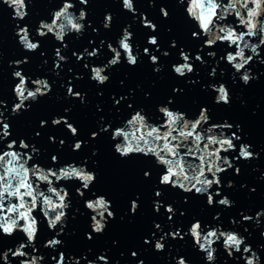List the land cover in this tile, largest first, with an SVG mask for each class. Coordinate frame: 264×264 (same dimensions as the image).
Returning a JSON list of instances; mask_svg holds the SVG:
<instances>
[{"label": "water", "instance_id": "obj_1", "mask_svg": "<svg viewBox=\"0 0 264 264\" xmlns=\"http://www.w3.org/2000/svg\"><path fill=\"white\" fill-rule=\"evenodd\" d=\"M227 3V0H222ZM27 4V17L23 20L13 19V10L0 0V52L3 54L0 61V99L6 101L7 110L0 107L5 122L11 125V135L0 142V150H6L3 146L9 140H16L18 151H29L33 155V160L29 162L37 163L42 167L58 168L66 163L75 162L83 164L87 161V169L96 173V181L90 185V189L85 191L84 197L76 195L75 189L80 187L78 181H61L56 187L63 186L70 193L71 206L67 209L66 227L63 233L57 236L63 242L62 247L56 251L44 248L46 240L51 239L55 232L60 231L57 226L55 231L47 229L46 222L37 210L34 215L40 221L39 236L36 240L37 255L45 257L42 264H55L50 259L51 256L58 257L59 252H64L66 258L72 256L80 260V264H87V260H96V257L103 254L108 259V264H138L142 260L144 264H175L173 257L183 256L189 264H205L203 253L197 251L192 245L193 241L189 235H185L188 227L195 220L201 222L202 227L220 226V230H232L239 232L246 237V242L250 244L253 250L258 251L261 258V264H264V250L257 248V245H264V238H261L260 232L264 231V215L259 217V226L255 221L244 222L242 215L255 217L258 210L264 209V64L258 62L254 57L253 61L246 66L251 69V73L258 77L247 86L239 80V74L225 61L221 59L228 49L226 44L217 43L214 48H203L199 51L204 64L194 60L198 48L203 45V39H194L191 35L193 31H198L195 24L188 20L184 12V6L178 5L176 0H156L154 7H149L148 0H135L136 17L133 22V15L122 10L119 0H89L86 8L88 13L85 24V31L77 38L75 33L66 35L64 42L68 47L62 48L49 34L45 38L36 35L35 29L38 22L44 19L51 21L50 12L58 9L60 3H49L48 0H32ZM165 7L169 16L167 19L161 17L160 7ZM83 7L77 3L72 11L78 15L79 9ZM106 13H111L113 20L110 30H105L102 22ZM140 13H144L148 20L157 25V31L152 32L143 27L140 23ZM91 27H88V22ZM223 23H235L233 17H228ZM28 26L33 42L38 41L39 50L35 52L24 51L18 43V37L15 35L16 26ZM126 25H131L129 31L133 33L131 43L135 52L139 56V62L135 67H130L124 61L121 54V63L109 68L104 74L110 77L109 81L102 86L90 81V68L85 69L84 64L89 66H102L112 57L108 51L107 44L111 43L118 47L117 39L122 34V29ZM98 29L93 33L92 29ZM242 29H237L241 31ZM157 36L159 51L155 47L147 44L148 36ZM89 41H92L89 43ZM101 41H104L101 44ZM172 41H175L176 47H170ZM258 43V37L252 41ZM61 47V55L67 57L66 62L61 61L60 69L53 71L54 67V49ZM149 49V54L159 57V65L162 66L160 72H154L153 65L149 61V55L143 54L144 48ZM87 48L91 52L93 48L99 49L96 57L89 58L84 53L83 59L77 61L72 55L73 52L80 54ZM185 50L193 59L194 72L181 78L176 76L171 65L182 63L179 59V51ZM167 51V57L161 55ZM214 51L215 57H209L207 53ZM44 53L42 56L41 53ZM246 55L251 53L246 51ZM28 58V63L17 68L15 65L9 67V61ZM260 57L264 58V46L260 48ZM46 61V63H45ZM216 68L214 77L209 73L212 68ZM22 69V74L31 79L46 78L51 84V91L39 98L35 103L28 101L31 107L27 111H21L18 115L11 114V107L15 103V97L12 88L18 80L11 77L14 70ZM71 69V71H69ZM223 70V75H221ZM243 71V70H242ZM71 81L74 92L84 94L85 103L80 99L67 97L66 88ZM235 81V82H234ZM223 83L231 94V103L225 106L222 103H214L216 93L209 88V85ZM63 85V86H62ZM28 86L31 88V81ZM181 89L173 93V89ZM98 93H100L98 95ZM145 94H148L147 96ZM169 98L173 103L169 105L172 110H179L187 114L190 119H195L199 114L201 107H206L210 120L208 124H203L198 130L204 132L209 124H219L227 122L232 124L230 130H224L225 134L231 136L235 133L240 136L239 141L234 140L235 151L227 153L222 152L221 156H228L233 167L227 168L220 162L221 167H225L224 173L218 174L220 186L213 185L209 192L213 194L214 200H219L227 196L233 201V206L225 208L224 206L209 207L206 203L207 196L191 193H184L181 190L173 189L169 186L159 184V177L163 173V167L155 164L154 158L144 157L143 155H132L126 159H121L113 149L114 143L119 142L111 139V131L122 125V122L129 118L135 110L143 109L151 123H163L161 114L157 112L158 105L168 103ZM120 103L116 104L115 101ZM132 107H128V105ZM65 109H69L65 112ZM65 116L69 123H72L79 134L73 137L64 124L52 126L53 117ZM2 119V117H0ZM47 121L46 126L41 127L40 121ZM106 125H110L108 131H101ZM240 126L237 131L236 126ZM2 130V125H0ZM143 130H141L142 132ZM220 130H214L219 134ZM40 135L37 136L36 133ZM97 132L95 139L90 138V133ZM54 137L55 141L50 142L49 137ZM24 139L30 145V149H19V140ZM64 140V144H59ZM76 140L84 141L86 144L78 151L72 150V145ZM240 143L250 144L251 151L258 153V157L248 161L233 159L238 156ZM39 149V153H31V146ZM96 154L93 155V151ZM186 149H181V152ZM58 157V163L53 164L51 156ZM186 160H192L193 163H199L191 157ZM93 161L96 163L93 164ZM239 168V174L235 173V168ZM150 173L149 177L144 176V172ZM189 171H191L189 169ZM207 178L212 179L206 172ZM232 186H228V182ZM41 185V188H46ZM251 189H254L252 191ZM84 191L83 189H81ZM161 191L162 195L156 197L155 191ZM219 191L220 195L215 193ZM92 192L97 195H104L111 202V211L115 218L109 219L107 227L102 235L91 233L90 216L92 215L84 208V200L95 198ZM137 200L139 205L135 213L130 211L131 201ZM186 200V202H185ZM154 201L160 202L159 212L154 211ZM14 202V201H13ZM171 205L175 209L172 220L168 219L169 213L165 211V206ZM181 212L184 215H181ZM219 214L217 219L214 216ZM230 220L236 223H230ZM22 223V222H21ZM160 224L158 230L154 224ZM180 229V235L172 239L166 234ZM247 228L248 231H244ZM204 232L208 227L203 228ZM85 233H90L92 239L88 240ZM161 236H165L162 243L165 249L157 252L153 248V243ZM148 239L152 243L145 244ZM25 238L21 232H17L11 238L0 236V244L3 248L13 247L24 241ZM115 242V243H114ZM217 248L215 255L217 260L215 264H237V260L229 259L222 248V239L214 245ZM25 251L32 253L31 247ZM135 251L137 256L133 258L131 252ZM122 254V255H121ZM86 256L87 260L83 259ZM239 257L240 253H234ZM0 264H3L0 261ZM12 264H18L16 260ZM69 264L71 262L69 261ZM96 264H101L96 261ZM238 264H244L239 260Z\"/></svg>", "mask_w": 264, "mask_h": 264}, {"label": "clouds", "instance_id": "obj_2", "mask_svg": "<svg viewBox=\"0 0 264 264\" xmlns=\"http://www.w3.org/2000/svg\"><path fill=\"white\" fill-rule=\"evenodd\" d=\"M49 3L57 2V0H48ZM60 7L53 9L50 12L51 21L48 22L41 19L38 22V26L35 29L36 35L45 38L49 34L54 40L61 44L62 48H67L68 45L64 42L66 35L69 33H75L79 38L85 31V24L83 23L87 19L86 8L89 4V0H58ZM115 2V0H113ZM122 5V10L127 11L133 15V22H135L136 8L135 0H119ZM156 0H148L149 7H154ZM9 8L13 10V19L23 20L27 17L26 11L27 4L25 0H3ZM28 3H32V0H28ZM77 3L82 5L79 9L78 15L72 10L76 8ZM178 5L184 6V12L188 20L192 21L198 31L191 33L194 39H203V45L198 48L197 54L194 56V60L200 62L202 60L199 51L203 48H214L217 43L226 44L228 49L234 47V51H226L225 55L221 57L236 74H239L240 82L247 86L252 80L258 79L257 76L251 73L250 68H246L253 58H258V62L264 64V58L260 57V48L264 46V0H227V3H223L222 0H176ZM161 17L167 19L169 16L168 10L161 6L159 9ZM234 18L233 23H223L228 17ZM140 23L143 27L149 29L152 32L157 31V25L151 20H148L144 13H140ZM113 16L111 13H106L102 22V26L105 30H110ZM88 27H91V22H88ZM131 25H126L122 29L121 36L117 39L118 47H114L111 43L107 44L108 51L113 55L107 60V63L102 66H89L84 64L85 69L90 68L91 75L90 81L95 82L96 85L102 86L110 79L108 75L104 73L111 67H114L121 63V54L123 53L124 61L130 67H135L139 62V56L135 52L131 39L133 33L129 31ZM237 29H242L237 31ZM93 33H97L98 29L93 28ZM15 35L18 37V43L22 49L27 52H35L39 50L40 44L38 41L33 42L31 39V33L27 25L21 27L19 24L16 26ZM258 37V43L252 41ZM92 41H89L91 43ZM104 41H101L103 44ZM147 44L156 48L159 51L158 37L148 36ZM170 47H176L175 41H172ZM246 51L251 55H246ZM99 49L93 48L91 52H88L87 48L80 54L73 52L72 55L77 61L83 59L84 53H87L89 58L96 57ZM144 55H149V61L154 67V72H160L162 66L159 65V57L154 54H149V49L146 47L143 49ZM43 56L44 53L42 52ZM161 55L167 57L169 53L164 51ZM209 57H215L214 51L207 53ZM54 67L53 71L60 69L61 61L66 62L67 57L61 55V47L54 49ZM3 54L0 52V61H2ZM179 59L182 63L172 64L171 70L178 77H185L188 74L194 72V66L191 60L193 57L188 52L183 50L179 51ZM28 58L9 61V67L15 65L17 68L23 64H27ZM46 63V61H45ZM243 70V71H242ZM2 71V69H0ZM71 71V69H69ZM216 68L213 67L209 73L210 77H214ZM223 75V70H221ZM11 77L18 80V83L12 88V93L15 97V103L11 107V114L18 115L21 111H27L30 109L31 104L26 103L31 101L35 103L39 98L47 95L51 91V84L46 78L31 79L22 74V69L14 70L11 73ZM29 80L32 87L28 86ZM235 82V81H234ZM63 86V85H62ZM212 91L216 93L214 97V103L223 104L229 106L231 103V94L225 84L219 83L218 85L212 84L208 86ZM182 91L181 89L174 88L173 93ZM67 97L73 99H80V102L85 103L84 94L80 92H74L71 81H69L66 88ZM100 93H98L99 95ZM146 96L148 94H145ZM116 104L120 101L116 100ZM173 101L169 98L168 103L157 106V112L161 114L163 123L154 124L151 123L147 116L143 114V109L135 110L132 112L122 125L116 127L111 131V139L113 141H119L114 143V152L121 158L126 159L132 155H143L144 157L154 158L157 166L163 167L164 171L159 177V184L162 186H171L173 189H179L184 193H191L193 190L195 194L206 195L207 205L212 207L224 206L225 208L233 206L227 196H223L219 200H214L213 194L209 192V189L215 184L220 186L219 175L226 171L225 167L220 166V162L226 165L227 168H232L233 165L228 156H221V153H227L229 151H235L236 145L234 140L239 141L240 136L232 133L231 136L225 134L224 130H230L233 125L227 122L219 124H209V127L204 132L198 129L203 124H208L210 117L208 115V109L201 107L198 116L195 119H190L187 114L179 110H172L169 105ZM0 107L7 110L6 101L0 99ZM132 107V105H128ZM68 112L69 109H65ZM0 142L6 140L11 135V125L5 120L3 112L0 111ZM64 124L68 132L73 136L79 134L78 129L69 123L65 116L53 117L51 120L52 126H59ZM47 121L41 120L40 126H46ZM110 125H106L101 131H108ZM237 131H240V126H236ZM141 130H143L141 132ZM214 130H220L219 134H207L214 133ZM40 135L39 132L36 133ZM97 132L90 133V138L95 139ZM50 142H54V137H49ZM64 140H60L59 144L62 146ZM16 140H9L4 144L6 150H0V236L11 238L17 232H21L25 238L24 241L17 243L14 248H3L0 244V261L3 264H12L13 260H16L18 264H42L45 257L43 255H37L36 240L39 236V223L40 221L34 215L38 210L42 215L43 220L46 222L47 229L49 231H55L57 226H60V231L55 232V235L51 239L44 242L43 247L49 248L52 251H56L58 247L63 246V242L57 238V236L63 233L64 227H66L67 209L71 206L69 199L70 193L67 188L60 186L56 187L61 181L65 183L69 181H78L80 187L75 189L76 195L83 198L85 191L90 189V185L96 181V173L87 169V161L83 164H76L75 162L66 163L58 168L42 167L37 163H32L29 167V162L33 160V155L29 151H18L16 148ZM86 144L84 141L76 140L72 145L73 151H78L82 148V145ZM251 145L247 143H240L238 156L233 159H240L248 161L258 157V153L251 151ZM186 149L181 152V149ZM19 149L28 150L30 145L25 142L24 139L19 140ZM31 153L38 154L39 149L35 146H31ZM96 154V150L93 151V155ZM186 157H191L199 163H193L192 160H186ZM53 164H57L58 157L56 155L51 156ZM96 162L93 161V164ZM189 169L191 171H189ZM206 172L211 175L212 179H208ZM240 169L235 168V173L239 174ZM150 173L145 171L144 176L149 177ZM264 178V174H262ZM41 185H46V188H41ZM228 186H232V182H228ZM83 189L84 191H82ZM254 191V189H251ZM154 195L160 197L161 191H155ZM215 195L219 196L220 192L217 191ZM92 196L95 198H89L84 200V208L87 209L92 215L90 216V229L91 233L102 235L107 227L109 219H114L115 214L111 211V202L104 195H97L92 192ZM14 201V202H13ZM186 202V200H185ZM130 211L135 213L139 205L137 200H132ZM160 202L154 201V211L159 212ZM165 211L169 213L168 219L172 220L175 214V209L171 206H165ZM181 215H184L181 212ZM242 215L244 222L255 221L256 226H259V217L264 215V209L258 210L255 213V217L250 215ZM219 214L213 217L217 219ZM22 222V223H21ZM230 223H236L230 220ZM156 229H160L161 225L154 224ZM208 227V231L204 232L203 228ZM244 231H248L247 228ZM172 239H176L177 236L180 239L184 237L180 235V229L175 232H169L166 234ZM185 235H189L193 241V247L203 253V259L205 264H215L217 256V248L214 246L222 239V248L227 254L229 259L243 260L244 264H261V258L258 251L253 250L252 246L246 242V237L242 236L237 231L232 230H220V226L209 227L204 225L202 227L199 220H195L188 227ZM261 238H264V231L260 232ZM85 237L91 240L93 237L90 233H85ZM165 236H161L153 243V248L157 252H162L165 249V244L162 241ZM115 243V242H114ZM145 244L152 243V241L145 239ZM31 247L32 253L25 251L26 248ZM257 248L264 250V245H257ZM234 253H240L237 258ZM122 255V254H121ZM131 256L135 258L137 253L131 252ZM58 257L51 256L50 259L55 264H80V260L72 256L66 258L64 252H59ZM83 259L87 260L84 256ZM175 264H189V262L183 257H173ZM100 261L101 264H108V259L105 255L101 254L96 257V260H87V264H96V261ZM118 264V262H117ZM138 264H144L142 260L138 261ZM226 264V261H225Z\"/></svg>", "mask_w": 264, "mask_h": 264}]
</instances>
